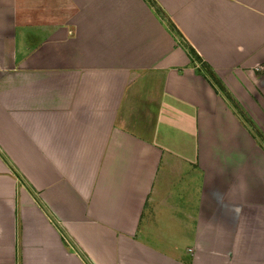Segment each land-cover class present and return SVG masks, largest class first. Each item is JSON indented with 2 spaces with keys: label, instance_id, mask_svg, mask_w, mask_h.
Listing matches in <instances>:
<instances>
[{
  "label": "crops",
  "instance_id": "1",
  "mask_svg": "<svg viewBox=\"0 0 264 264\" xmlns=\"http://www.w3.org/2000/svg\"><path fill=\"white\" fill-rule=\"evenodd\" d=\"M153 1L0 0V264H264V0Z\"/></svg>",
  "mask_w": 264,
  "mask_h": 264
},
{
  "label": "trees",
  "instance_id": "2",
  "mask_svg": "<svg viewBox=\"0 0 264 264\" xmlns=\"http://www.w3.org/2000/svg\"><path fill=\"white\" fill-rule=\"evenodd\" d=\"M151 6L152 8H154L155 12L159 13V9L155 6V3L153 0H146ZM166 27L170 30V32H172V34H174V36L177 38V41L180 42V44H182V46L186 49V52L188 53V56L190 57V60H192L193 62H196L197 65L199 66L198 69L199 71L202 73V75L216 88H220L221 91L223 90L222 85L220 84V82L218 81V79L216 78L215 74L212 72V70L210 69V67H208V65L206 63H204L199 56L196 54V52L192 49V47H190L187 43H184L182 41V38L179 37V33L176 30V28L170 24L167 23ZM218 87V88H217ZM240 118L245 122L248 123L250 127L253 128L254 130V135L255 137L261 142L264 143V137L260 134V132H258L257 130L254 129L253 126L250 125L249 121H247V119L240 115Z\"/></svg>",
  "mask_w": 264,
  "mask_h": 264
},
{
  "label": "rangeland",
  "instance_id": "3",
  "mask_svg": "<svg viewBox=\"0 0 264 264\" xmlns=\"http://www.w3.org/2000/svg\"><path fill=\"white\" fill-rule=\"evenodd\" d=\"M247 125H248V123H246ZM249 127V126H248ZM250 128V130L254 133V130H253V128L252 127H249Z\"/></svg>",
  "mask_w": 264,
  "mask_h": 264
}]
</instances>
